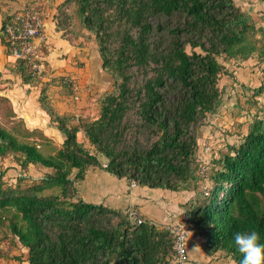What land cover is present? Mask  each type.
I'll list each match as a JSON object with an SVG mask.
<instances>
[{
  "label": "trees",
  "instance_id": "1",
  "mask_svg": "<svg viewBox=\"0 0 264 264\" xmlns=\"http://www.w3.org/2000/svg\"><path fill=\"white\" fill-rule=\"evenodd\" d=\"M54 10L62 39L83 32L93 39L111 90L99 97L95 116L60 115L47 88L59 83L72 95L74 82L67 90L64 77L44 83L21 64L12 69L24 85L43 82L39 107L63 138L57 147L22 119L9 129L0 123V160L11 157L23 172L10 187L0 171V226L7 221L13 244L27 250V264H180L170 228L136 224L124 212L78 197L86 171L102 168L97 155L119 179L188 195L180 205L188 257L192 247L240 264L236 231L255 229L264 241V103L258 100L264 84L251 89L246 103L256 112L236 142L207 157L196 127L223 105L219 81L233 75L220 60L264 65V33L257 37L259 29L235 0H63ZM9 17L0 27L8 57ZM7 116L16 119L11 108ZM30 168L41 176L22 186Z\"/></svg>",
  "mask_w": 264,
  "mask_h": 264
},
{
  "label": "crops",
  "instance_id": "2",
  "mask_svg": "<svg viewBox=\"0 0 264 264\" xmlns=\"http://www.w3.org/2000/svg\"><path fill=\"white\" fill-rule=\"evenodd\" d=\"M24 1L25 0H15L10 2L8 0H0V4L7 5V7L10 8L9 12L3 13V7L0 5V27L5 14L10 16L14 9L23 10L25 5L28 7L30 3L33 2L36 6H40L41 13L45 20L42 45L47 49L43 57L46 70L49 71L47 79L52 77H70L74 82L75 95L78 96V99L74 100L72 95L67 93L62 86L52 84L47 88L48 101L60 115L75 118L79 116H89V111L93 105L91 100H96L94 94L98 93L101 87L104 88V82L110 83V79L104 77L101 80L98 75L97 71H99L101 67V60L98 52L86 47V45H71L61 38L59 32H55L52 22V17L55 12L54 8L63 2V0H30L26 3ZM0 47L2 49L0 72H2L5 71V63L10 60L6 55L4 46L0 44ZM5 73L4 80L11 78L7 70ZM17 83H20L19 77H17ZM24 88H19L24 97L19 100V108L16 109V105H13V112L16 114V117L22 119L29 129H41L45 136L51 138L57 144H61L63 142L62 136L51 125L48 116L39 107V91L29 86H24ZM103 90L105 91L106 89ZM89 93H91L90 96ZM11 100L13 101V99ZM12 104H14V101ZM57 134H59L60 137ZM120 182L128 183L127 180L116 178L103 168L92 167L86 171L83 181L77 185V195L86 203L104 204L111 209H123V211H125L128 207H135L140 211L145 220H150L161 227L165 225L172 226V224L180 220V205L184 204L188 199L186 193L171 192L166 189L162 191L163 189L161 190L160 188L153 189L137 185L132 189V193L128 192L129 199L127 206H124V208V199L121 201L122 192H119V190L121 191L122 189ZM148 192H159L160 194L162 192V195L166 198L164 200L167 202V207H160L155 201H150L145 198L144 195L147 196ZM188 252L189 262L187 264H233L217 255L211 256L205 254L199 248L193 249L189 247Z\"/></svg>",
  "mask_w": 264,
  "mask_h": 264
},
{
  "label": "rangeland",
  "instance_id": "3",
  "mask_svg": "<svg viewBox=\"0 0 264 264\" xmlns=\"http://www.w3.org/2000/svg\"><path fill=\"white\" fill-rule=\"evenodd\" d=\"M10 2L15 0H8ZM30 0H25L26 3ZM237 5L246 13H248L254 23L256 24L259 32L257 33V37H261L264 33V1L260 0H235ZM23 2V3H24ZM3 7V13H7L10 11V8L7 5L0 4ZM13 5V4H11ZM36 7V6H35ZM28 7L25 8L26 9ZM23 9V10H24ZM15 10V9H14ZM14 12H22V9H16ZM6 11V12H5ZM7 15V14H5ZM71 45L74 46H84L96 51V46L93 42V39L88 36L86 32H83V36L80 38H71L70 42ZM43 54L47 52V49L43 46ZM5 50V49H4ZM3 50V51H4ZM188 50V49H187ZM189 51V50H188ZM2 53V49L0 47V57ZM10 61L5 63V71L7 70L10 74L8 80H4V73L5 71L0 72V123L2 126L6 128L12 127L13 123L17 121L16 119L8 118V112L10 108L13 110V105H16V109L19 108L20 102L19 100L24 98L23 93L19 90L20 87H28L29 85H24L22 83L21 77L12 71L14 68L15 62L11 56L8 57ZM13 61V62H12ZM224 67L228 69V73L232 74L233 76L224 75L221 77L219 81V86L225 88V93L223 95V105L219 108L218 112L215 115L208 116L205 120H202L200 124L196 127L197 137H198V144H199V152L202 150V146L205 143L209 145V152L205 153L207 157L211 154H217L219 150H223L226 144L234 143L238 139V134L243 132L246 127L247 122H250L252 119V115L256 112V107L251 106L246 103L247 99H249L251 89L257 87L260 83L264 84V65L259 64L255 59H251L242 63L240 65H236L233 62H224L220 60ZM10 70H9V68ZM98 75L101 80L106 77H109L102 71L101 67L99 69ZM7 74V73H5ZM49 71L42 75L44 83L47 82ZM106 75V76H105ZM17 77H19L20 83H17ZM103 82V81H102ZM101 82V83H102ZM40 80L35 81L33 85L29 86L32 87L34 90L40 91L41 88ZM54 85H60L59 83H55ZM61 86V85H60ZM104 88H100L98 93H93L96 100H91L92 106L91 110L89 111V116H95L98 111V100L99 97H102L104 93H107L111 90V84L104 82ZM25 89V88H24ZM103 89H106L105 91ZM66 91V90H65ZM91 93H89L90 96ZM8 99L9 102H5L3 99ZM14 104H12V100ZM98 99V100H97ZM262 103H264V95L258 99ZM18 101V102H16ZM249 109V110H248ZM16 115V114H15ZM25 126L28 128L26 123L24 122ZM54 127V126H53ZM29 129V128H28ZM56 129V128H55ZM39 130V129H37ZM43 133V131L40 129ZM58 133V132H57ZM44 135V134H43ZM59 137L60 135L57 134ZM47 137V136H46ZM49 138V137H48ZM55 146H60L61 144H57L54 140L49 138ZM79 141L83 142L86 145V148L93 154H96L95 149L88 144L85 140L82 133L78 134ZM98 159H100L101 164L107 163L106 160L102 156L97 155ZM103 159V160H102ZM205 163H208L206 161ZM209 164H205V168H207ZM0 171H5L4 174V182L7 186L14 187L17 183V177L22 175L21 168L13 162L11 157H6L5 159L0 160ZM43 171V170H41ZM25 178L22 180V186H28L32 184V182L38 181V178L41 176L35 169L30 168L27 173L24 174ZM117 178V177H116ZM126 180V179H125ZM122 185L121 191V201L124 199L123 207L127 206L128 202V192L132 193L133 190L130 189L128 183L120 182ZM134 189V188H133ZM139 189V187H138ZM157 189V188H153ZM162 190V188H160ZM160 190V191H161ZM164 191V189L162 190ZM134 194V193H133ZM145 198L149 199L150 201H155L160 207H167V202L164 200L166 199L162 192H148V195H144ZM143 197V198H144ZM126 204V205H125ZM104 205V204H103ZM109 208V207H108ZM125 208V207H124ZM124 212L123 209L119 210ZM184 220V217H180V220L177 223L170 225H165L164 227L172 228L173 226L177 225L180 221ZM7 221H4V224L0 226V264H27L26 257H27V250L20 245L13 244L15 239L10 234L8 228L6 227ZM158 227H161L158 225ZM12 242V243H11ZM231 263V262H230ZM187 264V263H186Z\"/></svg>",
  "mask_w": 264,
  "mask_h": 264
},
{
  "label": "built area",
  "instance_id": "4",
  "mask_svg": "<svg viewBox=\"0 0 264 264\" xmlns=\"http://www.w3.org/2000/svg\"><path fill=\"white\" fill-rule=\"evenodd\" d=\"M45 29V20L36 7H28L22 12H14L10 15L7 23L4 25V34L8 44V51L15 63L24 66L29 75L34 77L43 75L46 72V66L41 54L43 47V36ZM67 90L73 89V80L70 77H64L63 80ZM74 100L78 99L75 91L72 93ZM205 150H209L208 143L203 145ZM102 168H107V163H102ZM131 189L137 184L132 180H127ZM124 213L136 224L145 221L140 211L135 207H128ZM175 235L176 261L180 264L188 262V241L185 220L180 221L171 228Z\"/></svg>",
  "mask_w": 264,
  "mask_h": 264
},
{
  "label": "clouds",
  "instance_id": "5",
  "mask_svg": "<svg viewBox=\"0 0 264 264\" xmlns=\"http://www.w3.org/2000/svg\"><path fill=\"white\" fill-rule=\"evenodd\" d=\"M233 239L238 252L242 254L240 264H264V241L259 231H236Z\"/></svg>",
  "mask_w": 264,
  "mask_h": 264
}]
</instances>
